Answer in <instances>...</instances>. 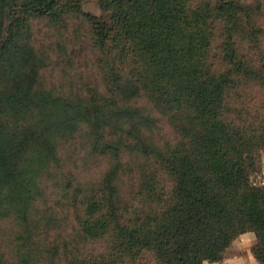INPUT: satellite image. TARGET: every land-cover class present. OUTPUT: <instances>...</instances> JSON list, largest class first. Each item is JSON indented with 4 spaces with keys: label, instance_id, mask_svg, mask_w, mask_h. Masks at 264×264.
<instances>
[{
    "label": "rangeland",
    "instance_id": "374dc122",
    "mask_svg": "<svg viewBox=\"0 0 264 264\" xmlns=\"http://www.w3.org/2000/svg\"><path fill=\"white\" fill-rule=\"evenodd\" d=\"M215 123L264 186V0H0V264H181Z\"/></svg>",
    "mask_w": 264,
    "mask_h": 264
},
{
    "label": "trees",
    "instance_id": "16d2710c",
    "mask_svg": "<svg viewBox=\"0 0 264 264\" xmlns=\"http://www.w3.org/2000/svg\"><path fill=\"white\" fill-rule=\"evenodd\" d=\"M207 150L198 148L186 154L177 167L178 185L183 193L203 209L204 219L191 225L196 230V242L176 260L181 264H201L203 261L217 262L221 253L238 235L253 231L258 239L253 249L254 258L264 262V186H253L249 181L248 162L245 151L237 149L230 140L235 137L226 124L209 126ZM224 144V145H223ZM227 146V149L208 151L213 146ZM242 147V145H241ZM231 151V152H227ZM9 155L0 151V164L7 171ZM249 162L251 157L249 156ZM190 184L193 187H190ZM200 194L207 201H198ZM182 224V223H181ZM183 226V224L181 225ZM200 226H204L203 229ZM121 234L136 236L135 228L120 226ZM201 238L198 245L197 239ZM170 261V260H169Z\"/></svg>",
    "mask_w": 264,
    "mask_h": 264
},
{
    "label": "crops",
    "instance_id": "0c3cea01",
    "mask_svg": "<svg viewBox=\"0 0 264 264\" xmlns=\"http://www.w3.org/2000/svg\"><path fill=\"white\" fill-rule=\"evenodd\" d=\"M250 256H251V255H250ZM248 260H249L248 264H259L257 261H255V259H253L252 256H251L250 259H248ZM205 264H226V263H224V262H221V263H216V262H214V263H205Z\"/></svg>",
    "mask_w": 264,
    "mask_h": 264
}]
</instances>
